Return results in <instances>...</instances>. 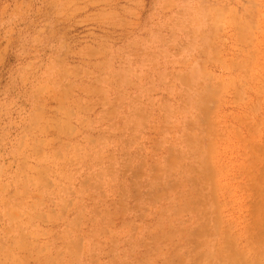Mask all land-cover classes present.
I'll use <instances>...</instances> for the list:
<instances>
[{
	"label": "rangeland",
	"instance_id": "rangeland-1",
	"mask_svg": "<svg viewBox=\"0 0 264 264\" xmlns=\"http://www.w3.org/2000/svg\"><path fill=\"white\" fill-rule=\"evenodd\" d=\"M0 264H264V0H0Z\"/></svg>",
	"mask_w": 264,
	"mask_h": 264
}]
</instances>
